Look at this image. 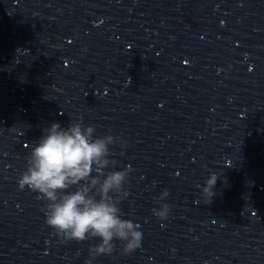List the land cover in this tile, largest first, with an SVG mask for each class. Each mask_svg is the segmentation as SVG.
Masks as SVG:
<instances>
[{"label":"clouds","instance_id":"clouds-1","mask_svg":"<svg viewBox=\"0 0 264 264\" xmlns=\"http://www.w3.org/2000/svg\"><path fill=\"white\" fill-rule=\"evenodd\" d=\"M43 132L26 157L27 166L17 185L38 193L37 199L45 202V224L62 242L98 239L88 250L86 264H93L99 256H111L117 242L122 255L140 248L142 226L123 218L120 207L128 195L125 185L132 168L115 170L117 161L111 152L112 145L127 142L111 134L96 136L93 126L82 127L80 122L67 127L51 123ZM217 179L211 173L202 187L208 202ZM169 195L167 190L161 192L156 200L159 207L152 209L160 221L169 216L170 206L164 202Z\"/></svg>","mask_w":264,"mask_h":264}]
</instances>
